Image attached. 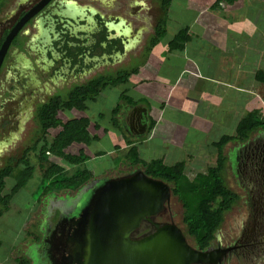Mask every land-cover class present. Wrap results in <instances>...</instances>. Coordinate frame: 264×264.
Returning a JSON list of instances; mask_svg holds the SVG:
<instances>
[{"label":"crops","instance_id":"1","mask_svg":"<svg viewBox=\"0 0 264 264\" xmlns=\"http://www.w3.org/2000/svg\"><path fill=\"white\" fill-rule=\"evenodd\" d=\"M215 1L170 0L165 12V32L177 25L178 29L169 32L170 36L164 34L159 40L161 47H157L158 41L148 48L153 33L149 32L143 49L147 51L145 57L133 63L130 71H135L124 84L116 85L121 88L118 101L107 110H98L92 116L86 114L88 105L94 103L101 90L92 101L84 103V111H58L56 117L61 124L86 121L84 129L90 142L71 143L62 152L66 156L83 155L88 158L85 162H97L94 171L85 168L90 178L81 185L82 189L94 184L93 180L113 178L120 171L122 175L130 173L133 169L126 159L131 146L140 160H160L170 166L184 163L181 158L185 156L192 157L193 152L186 147L191 138L199 141L203 149L214 148V138L233 136L246 113L255 111L264 119V86L254 77L256 71L264 74V12L258 6L260 0L222 1L214 7ZM248 5L254 12L243 11ZM183 28L184 41L178 38ZM242 33L252 39L241 36ZM176 37L178 40L171 48ZM247 40L252 43L247 44ZM139 41L136 48L132 47L134 57L142 55L136 52L143 40ZM74 57L69 56L72 62ZM96 59L92 56V60ZM110 59L116 62L120 56L112 54ZM87 80L84 78L83 83ZM141 112L146 129L138 135L135 123ZM60 129H50L47 140L51 141ZM205 138L212 140L205 142ZM108 159L123 164L114 176ZM48 160L67 168L66 171L73 170L58 156L50 155Z\"/></svg>","mask_w":264,"mask_h":264},{"label":"flooded vegetation","instance_id":"2","mask_svg":"<svg viewBox=\"0 0 264 264\" xmlns=\"http://www.w3.org/2000/svg\"><path fill=\"white\" fill-rule=\"evenodd\" d=\"M41 1L16 0L11 10L3 13L0 47L9 30ZM147 1L46 0L20 27L0 59V169L5 161L15 163L35 141L39 130L37 111L42 105L53 99L63 101L67 92L82 84L84 78L88 79L86 82L114 78L141 61L143 55L134 57L132 47L138 46L142 39L136 52L140 54L146 48L145 39L153 32L159 16L158 10V16L148 14L144 6ZM115 5H123V11H118ZM150 17L154 18L151 29ZM116 53L120 59L113 62L110 56ZM68 55L75 56L73 62ZM92 56L98 60H92ZM29 132H33L31 142L27 139ZM229 142L233 145L224 157L231 180L225 185L236 196L234 204L242 209L243 215L238 231L227 244L221 245L220 239L213 237L206 248H229L226 255L233 253L237 260L247 263L264 254V131L256 129L242 141ZM168 210L167 206L164 214ZM161 218L163 215L157 222H170ZM57 222L53 228H66L56 225ZM139 230L140 235L148 228L142 224ZM41 246L45 255L47 247L43 243ZM63 250L60 247L52 250V257L58 259Z\"/></svg>","mask_w":264,"mask_h":264},{"label":"trees","instance_id":"3","mask_svg":"<svg viewBox=\"0 0 264 264\" xmlns=\"http://www.w3.org/2000/svg\"><path fill=\"white\" fill-rule=\"evenodd\" d=\"M6 1L0 0V13ZM158 1L159 16L153 28V34L150 36L148 48L154 46L165 34V12L170 0ZM222 1L230 3L233 0H216L213 6H217L218 2ZM185 32L186 30L183 28L178 33V38H182V41H184L182 35ZM177 40V37L174 41L172 40L171 48L174 47V42ZM134 71L119 73L114 78L89 80L70 89L63 101L53 99L38 109L36 121L39 127L38 135L33 144L25 149L20 159L15 162V168L18 164L21 165V168L12 178L13 186L9 193L4 195L1 193L5 187V179L12 175L13 170L10 165L0 169V216L8 210L13 195L22 189L31 178L34 167L30 163L28 154L32 152H34L37 167L40 170L37 203L40 199H46L47 196H54L53 193L71 192L75 194L78 191L81 185L90 178L88 171L83 168V163L88 158L83 155L66 156L62 152L71 143L86 145L91 139L84 129L85 120H70L61 124L56 117L57 112L70 109L84 111L85 102L92 101L107 86L124 84ZM254 77L264 86V74L261 71H256ZM56 127H60V131L51 141H48L47 132ZM256 129L264 131V119L258 112L246 113L237 123L233 136H222L213 144L216 152L214 166L207 167L203 173L194 174L191 179L183 172V163L166 166L160 160L142 161L138 158L133 146L128 149L130 155L126 160L129 167H132L131 170L140 168L145 176L169 185L170 195L175 197L181 206V224L184 233L192 239L193 247L197 250H204L209 246L223 221V215L230 210L236 201V196L227 189L221 174L225 163L222 147L229 141H242L251 131ZM50 155L62 158L66 161L68 168L73 167V170L66 171L67 168L51 163L48 160ZM121 173L123 171L119 172V174ZM66 199L68 205L72 196ZM35 234L33 237L31 236V243L33 244L40 241V237ZM13 262L14 264H28L29 260L15 254L13 255Z\"/></svg>","mask_w":264,"mask_h":264},{"label":"water","instance_id":"4","mask_svg":"<svg viewBox=\"0 0 264 264\" xmlns=\"http://www.w3.org/2000/svg\"><path fill=\"white\" fill-rule=\"evenodd\" d=\"M42 0L9 30L0 47V59L11 38L40 8ZM145 133L143 112L135 123ZM82 206L74 216L61 218L44 236L48 264H220L229 248L197 250L171 222H157L170 196L168 184L147 177L140 169L104 179L86 187ZM70 215V213H69ZM148 228L138 234L141 225ZM63 248L58 259L52 250Z\"/></svg>","mask_w":264,"mask_h":264},{"label":"rangeland","instance_id":"5","mask_svg":"<svg viewBox=\"0 0 264 264\" xmlns=\"http://www.w3.org/2000/svg\"><path fill=\"white\" fill-rule=\"evenodd\" d=\"M14 1L16 0L6 1L0 13V17L4 15L3 14L4 12L12 9ZM147 2L148 3L144 2L145 3L144 6H146V8L148 9L147 10L148 14H150L151 16H158L157 0H149ZM121 6L123 5H119V6L115 5V7L118 8V11L120 12L123 11L122 9L123 7ZM258 6L261 8V12H264V0H260L258 2ZM257 10L258 8L256 9L255 7V13H257ZM243 11H247L248 13L254 12L250 5H248V8L245 7ZM153 19L154 18L152 17L149 18V22H148L149 29H151V27L154 24ZM178 27L179 26L177 25V27L166 28L165 33L174 32L175 30L178 29ZM167 35L170 36V33ZM241 36H245V38L252 39V37L251 38L249 37V34L242 33ZM159 42H158L159 45L157 47L161 45V41ZM246 43L251 44L252 41L247 40ZM262 43L263 42L261 41V44ZM136 45L137 44H134V48L137 47ZM146 53L147 51L141 52L143 58L145 57ZM120 90L121 88H119L118 86L114 88L111 87L104 88L103 91L95 99L94 103H90L88 105L86 114L92 116L98 110L101 111L107 110L109 106H112L116 101H118L117 96ZM221 123L223 124V121ZM224 133L227 134L228 132L226 131ZM27 136H28L27 139L30 138V142H31V138H33V132H29ZM214 139L216 141L218 140V138H214ZM208 140H212V138H205V142ZM195 141H197L195 140V138H191V141L189 142V146L185 145L190 152H193L190 154L192 157H190V159L187 156L181 158V160H184L182 166L183 172L190 179L196 173L205 172L206 171L205 169L207 167L214 166L215 163L214 162V157L216 155L215 148H210L209 146H207V149H203V147H200V144H198L200 142L197 141L195 143ZM27 143L29 142L27 141ZM232 145H233L232 142H227L222 147L223 156L224 155L226 156L227 149ZM185 155H188V153H185ZM28 158L30 160L31 165L34 167L33 174L31 178L25 183L24 187L13 195L12 200L9 203L8 210L0 216V263L1 264H14L13 255L15 254L21 255L25 257L27 260H29L28 264H48L45 258L46 256L42 254V248H41L45 232L49 228L51 227L53 228V224H55L59 220V218L74 216L77 213L78 209L82 206L86 196L88 195V191H84L80 195H78L79 192H76L75 194L71 192L60 193V194L53 193L54 196L51 197L47 196L46 199L43 200L40 199V201L37 203V200L39 199L38 184L40 180V170H38L34 152L29 153ZM192 158H194V160H192ZM175 160H178V157ZM109 161L114 167L111 170L114 171L112 175L114 176L115 172H117L118 169L117 167L123 166V164L119 165L118 164L119 162H113L112 160ZM102 163L106 164V161H103ZM96 164H97L96 161H90V162L87 161L84 163L83 168L91 169L92 171H94L95 169H97L95 168ZM9 165L12 168L13 173L9 178L5 179V187L1 193L2 195L9 193L10 188L13 186L12 178L15 174L18 173L17 170H20L21 168L20 164H18L17 168H15V163L10 164L9 162L7 163V161H5L2 164V168ZM122 174L124 173L117 174L116 176H120ZM221 174L223 176V179L225 180V184L226 185L230 184V180H231L230 172L228 168L225 167V163ZM103 180L104 179L93 180V182L99 183ZM88 186H90V184H88ZM85 187L87 186L85 185ZM85 187L83 186V190L85 189ZM71 196L72 199L68 202L67 205L66 198L68 197L71 198ZM168 207H169L168 212L163 214L164 218L161 219H167V220L170 219V222L173 223L182 232L186 242L193 247L192 239L187 235H185L183 225L181 224V212H182L181 206L179 202L175 199V197L171 195L169 196ZM242 215H243L242 209L237 207L236 204H233L230 210L223 215V221L214 235V237L220 239L221 245L227 244L231 235L234 232L238 231L239 221ZM159 218H157L156 221H158ZM30 223L32 224L30 225ZM35 233L40 237V241L38 242L39 244L31 243V236L33 237ZM228 253L229 252H226V254ZM263 257L264 254L261 255L260 257H257L254 260H251V262L245 263L243 262L242 259L237 260L233 255V253H231V255L230 254L225 255L224 258H222L220 264H264V260H262Z\"/></svg>","mask_w":264,"mask_h":264},{"label":"clouds","instance_id":"6","mask_svg":"<svg viewBox=\"0 0 264 264\" xmlns=\"http://www.w3.org/2000/svg\"><path fill=\"white\" fill-rule=\"evenodd\" d=\"M87 187H88V186H87ZM82 190H83L82 187H80V188L78 189V192H79V191H82ZM61 218H63V217H61Z\"/></svg>","mask_w":264,"mask_h":264}]
</instances>
